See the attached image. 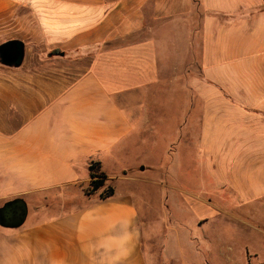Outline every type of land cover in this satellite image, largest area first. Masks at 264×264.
Masks as SVG:
<instances>
[{
    "label": "crops",
    "instance_id": "obj_1",
    "mask_svg": "<svg viewBox=\"0 0 264 264\" xmlns=\"http://www.w3.org/2000/svg\"><path fill=\"white\" fill-rule=\"evenodd\" d=\"M3 44L24 57L0 60V208L22 198L26 214L0 225V264H151L135 176L106 169L135 120L198 151L219 215L264 211V0H0ZM92 161L111 197L85 193ZM261 219L239 220L264 240Z\"/></svg>",
    "mask_w": 264,
    "mask_h": 264
},
{
    "label": "rangeland",
    "instance_id": "obj_2",
    "mask_svg": "<svg viewBox=\"0 0 264 264\" xmlns=\"http://www.w3.org/2000/svg\"><path fill=\"white\" fill-rule=\"evenodd\" d=\"M145 115L154 122L151 111ZM135 121L139 128L129 141L132 145H121L117 150L120 155L115 152L117 160L110 161L106 169L111 174L121 168L135 176L128 185L137 193L143 245L151 264H229L231 255L244 264L243 251L248 242L258 250L257 257L264 259L262 234L239 220L254 222L262 218L263 224L264 211L247 205L244 210H232L236 217L219 215L217 207H224V202L211 206L200 199L209 198L205 193L215 191V186L200 176L203 165L198 151L193 152L187 139L176 137L167 152L162 128L154 133L145 130L143 140L138 137L143 131L141 122ZM115 183L118 185V181ZM206 219L209 221L201 225Z\"/></svg>",
    "mask_w": 264,
    "mask_h": 264
},
{
    "label": "trees",
    "instance_id": "obj_3",
    "mask_svg": "<svg viewBox=\"0 0 264 264\" xmlns=\"http://www.w3.org/2000/svg\"><path fill=\"white\" fill-rule=\"evenodd\" d=\"M6 44H3L0 46V60L4 64H10L12 60H9L7 57V52L5 51L7 48H5ZM58 50H54L52 53H57ZM10 61V62H9ZM101 162L99 161H92L89 168H90V183L89 186L85 189V193L87 195H91L104 187V190L101 193V198L106 199L108 197H111L115 193L114 187L108 182L109 178L107 174L102 171L101 168ZM109 183V184H108ZM19 203L21 204L25 209L26 205L22 198H16L13 200L7 201L1 208L0 211L5 212L8 209H10L14 204ZM20 225V224H19Z\"/></svg>",
    "mask_w": 264,
    "mask_h": 264
},
{
    "label": "water",
    "instance_id": "obj_4",
    "mask_svg": "<svg viewBox=\"0 0 264 264\" xmlns=\"http://www.w3.org/2000/svg\"><path fill=\"white\" fill-rule=\"evenodd\" d=\"M24 57V50L21 44H18V54L12 58L14 64L20 65ZM26 209L19 203L14 204L5 212L0 211V225L16 227L24 221Z\"/></svg>",
    "mask_w": 264,
    "mask_h": 264
},
{
    "label": "flooded vegetation",
    "instance_id": "obj_5",
    "mask_svg": "<svg viewBox=\"0 0 264 264\" xmlns=\"http://www.w3.org/2000/svg\"><path fill=\"white\" fill-rule=\"evenodd\" d=\"M12 51H14V50H12ZM17 54H18V49H17V51L15 52V55H14V57H15V56H17Z\"/></svg>",
    "mask_w": 264,
    "mask_h": 264
}]
</instances>
